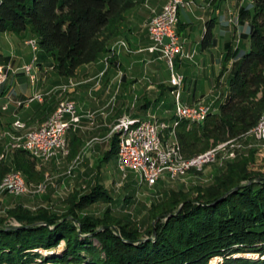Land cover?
<instances>
[{
  "label": "trees",
  "instance_id": "trees-1",
  "mask_svg": "<svg viewBox=\"0 0 264 264\" xmlns=\"http://www.w3.org/2000/svg\"><path fill=\"white\" fill-rule=\"evenodd\" d=\"M146 1L0 0V34L33 36L54 69L73 77L80 66L111 51L109 42L120 34L127 12ZM250 1L240 12L250 26V47L235 55L227 97L204 122L182 120L177 126L187 158L207 149L212 139L243 137L264 115V0ZM217 23L206 22L203 49L215 45ZM230 54L229 48L225 61ZM117 150L114 134L106 159ZM13 156L27 183L44 179L30 152L17 148ZM228 161L196 199L178 191L156 204L145 231L110 209L99 217L83 214L92 204L111 201L101 183L71 194L64 210L15 205L0 217V264H264V174L250 171L252 156ZM10 169L0 163V183ZM10 219L19 226L12 227ZM62 242L63 252H55ZM217 256L223 260L213 263Z\"/></svg>",
  "mask_w": 264,
  "mask_h": 264
},
{
  "label": "crops",
  "instance_id": "crops-1",
  "mask_svg": "<svg viewBox=\"0 0 264 264\" xmlns=\"http://www.w3.org/2000/svg\"><path fill=\"white\" fill-rule=\"evenodd\" d=\"M167 1L147 0L130 9L121 25L120 34L109 42L111 51L92 63L80 66L73 77L60 75L54 69L53 59L49 56L40 54L35 61V53L33 56L32 54L26 56L16 44L19 41L27 44L25 40L13 33H3V37L9 41L12 52L5 55V50L0 44V65L10 68L8 80L0 86V130L16 131L13 124L21 120L26 128L17 133L25 134L31 129L40 127L61 100L73 99L79 121L68 130V143L77 154H81L87 165H83L75 184L72 181L70 183L76 186L81 180L83 181L84 174L94 175L95 171L101 172L107 184H113L115 179L121 178L117 168V155H110L106 159L112 147V128L117 121L124 116L142 120L154 117L164 120L163 118L174 115L168 108L174 107V104L168 101L169 96H174L171 91L170 76L162 71L163 67L168 70L167 64L159 53L149 50L152 40L148 23L153 12L161 10ZM187 1L190 4L179 11V34L186 49L195 50L196 55L193 60L178 59L177 61L179 71L185 76L181 99L183 103L190 105L204 99L216 100L215 107H218L219 102L228 95L229 75L237 59L236 56L233 55L229 61H225L228 50L220 46L223 59H219L221 64L218 65L215 83L208 91L203 86L204 83L199 81L198 74L201 70L206 71L209 65L216 62L211 57V49L214 45L203 49L201 41L206 32V22L211 18H216L218 21L217 14L223 4L214 0ZM222 38V35L215 34V44L224 45ZM122 42H125V45H122ZM229 42L231 45V40L227 43ZM241 46L242 50L249 49L250 41ZM28 63L34 64L35 81L23 70V66ZM36 95L40 98L30 100ZM19 102L23 104L19 105ZM6 103L8 107L3 109ZM10 142L8 136L0 139V151L6 153L8 161L5 163L13 168L14 151L10 147L12 144ZM58 157L53 158L49 164L51 166L45 165V168L56 170ZM111 158L114 159L113 166L110 164ZM97 164L101 165L99 169L97 166L98 170L95 168ZM36 168L39 170L37 164ZM49 174L50 172L46 171V175Z\"/></svg>",
  "mask_w": 264,
  "mask_h": 264
},
{
  "label": "rangeland",
  "instance_id": "rangeland-1",
  "mask_svg": "<svg viewBox=\"0 0 264 264\" xmlns=\"http://www.w3.org/2000/svg\"><path fill=\"white\" fill-rule=\"evenodd\" d=\"M215 1H219L221 5L223 4V7H221L222 9L220 8L219 13L217 14L218 24L215 27V34L216 36L222 35L223 37L222 41L224 45L229 40H231L232 44L230 45L229 42V44L227 43V45L224 46L220 43L218 44L216 43L211 49V57L216 62L209 65L206 71L201 70L200 74H198L199 81L201 83H204L203 86L206 88V91L210 90L212 84L215 83V78L218 72V65L221 64L219 62V59L222 58L221 57L222 49L227 51L230 48L231 49L230 57H231L233 55L239 54V52L242 51L241 45H245L247 44V42L250 41L249 23L248 21H244L240 19V12L242 8L246 6H250L251 1L250 0H244V1L214 0V2ZM159 11H154L152 18L155 16V13ZM150 22L151 20L149 21V23ZM149 23H148V29H149ZM30 38H32V41L36 40L35 38H33V36L30 35L24 39L25 42L29 43ZM123 43L125 44V42H122V44ZM180 43L184 44V42L181 40V37H180ZM239 43L241 44L240 46ZM0 44L2 45V48L5 50L4 51L5 55L11 54L12 50L9 41L3 37V34H0ZM16 44L20 46V48L23 50V53H25L26 56H29L31 54H32L31 56H33V54L35 53L34 58H37L38 55L42 54V52L39 49L34 50L33 45L31 48V46L21 41H19V43L16 42ZM220 46L224 48L221 49ZM33 67L34 64L32 63V68L30 70L29 75L31 79L35 81L36 76L35 73L33 72ZM162 71L165 75L170 76L169 68L168 70H166L165 67H163ZM32 75H34L33 76V78L35 77L34 79L32 78ZM169 81L170 84L172 85L171 91L174 96H169L168 101L171 104L173 103L174 107H168V108L171 109V114L172 112L174 114L176 107V100H175L176 96L174 93L172 77H170ZM67 100H73V99L65 98L61 100L53 112H55L58 109V107ZM215 102L216 100L208 101L207 99H204L201 100L200 102L193 104L192 106L200 105L204 107L208 106L211 108H215ZM173 118L174 117L168 116L167 118H163L164 120L161 121H165L169 123L168 121H170L171 119L173 120ZM153 119L160 120L159 118H155V117ZM119 120L112 128V135L116 134L114 129L118 124ZM14 128L16 129V131H8V132L3 131V133L0 134V139H2L4 136L10 137L12 142L11 145L13 146H10V144L9 146L13 149V151L17 149V147L14 146V143L23 141V139L21 141L20 140L17 141L13 139V135H17L23 138L27 135V133L38 129L39 127L31 129L27 131L25 134H19L17 132L25 129L26 127L22 129H17L16 127ZM210 143L211 144L207 149L198 153L199 155L197 154V156H200L209 152L214 153V158L211 161H208L206 164H204V166L201 169H196V168L190 169L183 176L176 178L163 176L153 186H149L145 183H141L139 177L133 172H130L129 175L135 176V181H133V179L130 178V176H128V178L126 179H123V175L120 172L121 178L118 177L117 180L115 179L113 181V184H107L104 182L101 172H97V171L94 172V175L84 174V176H82L83 181L81 180L76 186H72L73 184H71L70 182L72 181L75 184V181L78 180L77 178L78 173L79 172L81 173L80 170L82 169L83 165H87V164L85 163V161H83L81 154L79 153L77 154L76 152L75 155L73 156L71 155V147L69 146L68 143V151H67L68 153L63 155L62 154L58 155L63 157H58V156L53 157V158L58 157L57 159L59 160L57 161L58 168L56 170L54 169L48 170L47 168H45V165L48 166L53 161L52 160L53 158L49 161L44 162L38 160L37 158L31 157L37 162L36 164L37 167H39L38 168L39 171L44 173V179L40 182L27 183L23 172L14 167L5 173L0 183V217H5L7 215V211L18 204H23L24 206L29 207L33 210L39 207H50L56 210H64L67 205L66 199L71 194L83 193L89 190L90 188H92V186H94L95 184L101 183L105 187V189L111 194L112 196L111 201L107 203L100 202V203L92 204L86 210H84L83 214L99 217L102 216L107 209H110L113 215L121 218H126L128 219V221L139 227L142 231H145L151 224L150 212L156 204L167 199L170 196L171 192H178V191H182L183 193L188 194L190 199H196L199 195L198 192L199 189L206 188L208 185H210L214 181L215 176L218 175L220 172H222V170L225 168L226 164L229 162L228 160L236 161L237 159H240L242 157L252 156V161L249 164L250 171L256 174H264V139H258L254 137L249 131L243 137H238V139L234 138L228 141H220V142L219 141L215 142L212 139ZM118 146H119V135H118ZM0 152H1L0 163L8 161V159H6V153L5 152H4L5 154L2 153L3 151ZM117 154H118V150H117ZM197 156H193V157H197ZM110 164L112 166L114 165L113 158H111ZM97 166L98 169L101 167V165L99 166L97 164L95 167L96 169ZM46 171L50 172L48 176L46 175ZM14 172H18L22 174L23 177L25 178L26 184H28L27 185L28 189L24 193H20V194L10 193V192H6L7 190L1 188L2 182L5 179V177ZM91 172H93V170ZM8 221L10 224H18L13 219H10ZM64 248H65V243L62 242L58 247V249L55 250V252L62 253ZM42 252L44 254L48 253V251L45 250H42ZM244 255H252V254L245 253ZM221 260H223V257L217 256L214 257L211 261L213 263H217Z\"/></svg>",
  "mask_w": 264,
  "mask_h": 264
},
{
  "label": "bare ground",
  "instance_id": "bare-ground-1",
  "mask_svg": "<svg viewBox=\"0 0 264 264\" xmlns=\"http://www.w3.org/2000/svg\"><path fill=\"white\" fill-rule=\"evenodd\" d=\"M166 8H173V1H168L167 4L157 13H155V16L153 18H160L161 14L166 10ZM153 28V21L149 23V30H150V36L156 37V30ZM175 37H176V44L180 43V37L178 34V31L175 30ZM161 40L162 41H170V34L168 33H161ZM32 45L34 50H38V42L36 40L32 41ZM122 45H125L124 43ZM37 60V58H35ZM167 66L170 69V64L166 60ZM33 78V77H32ZM34 79V78H33ZM173 82V88L175 93V100H176V107H175V113L174 118L171 121H168L169 123L161 120H142L140 119V126H146V132L147 134H154L155 129L157 128V141L158 142H169L172 146V149L176 155H178L177 158H173V162L171 161H163L161 160H154L155 156H158V153L160 151V144H150L148 146H141L140 151V164L133 163L129 160V158H126L125 152L128 149V139L131 137V128L130 124H123L125 118L127 116L122 117L118 124L116 125L114 131L116 134L119 135V146H118V156H117V167L119 171L122 173V171L127 174L123 175V179L128 178V175L130 172L135 173L141 183H145L149 186L155 185L163 176L170 175L172 178L181 177L185 173H187L190 169L196 168L201 169L204 164H206L208 161H211L214 158V153L209 152L204 155H200L193 158H186L184 157V153L182 150V146L180 144V141L178 139V136L176 134V128L180 124L182 120H186V114H188V105L183 103L181 97L178 93V88L175 86V77H172ZM73 104H76L73 100H67L62 105L58 107V109L53 112L42 124L41 126L34 130L27 133L25 137H20L17 135H13V139L17 141H23L21 142H27L29 138H32L35 134V131H41L45 130L49 123L52 122L55 118V116L61 114L62 112H66L67 108L70 106H73ZM5 107V106H4ZM3 109H6L4 108ZM190 108L192 109H198V110H204L202 115H200L199 120H188L190 123H202L204 120L208 118L210 113L217 110V107L211 108V107H204V106H192L190 105ZM153 119V118H152ZM123 124V125H122ZM264 125V115L258 122V124L253 127L250 131V133L258 138V139H264V132H259L258 130L261 129V127ZM14 127L17 129L25 128V124L18 121L14 124ZM171 129V132H170ZM13 146V145H12ZM14 146L17 148H22L28 152H30L32 155H34L38 160L40 161H49L53 157L58 156L60 154H66L68 153V140H62V148H55L52 143H45L44 146L41 147V156L40 152H36V148H23L19 142L14 143ZM14 148V147H13ZM64 150V151H62ZM213 153L212 157L211 154ZM1 157V156H0ZM203 160L199 164H189V167H182L180 168V174L174 175L175 166H186L187 163H193L194 161ZM155 168V169H153ZM20 179V185L22 188L28 189L25 181V178L22 174L18 172L11 173L5 177V179L2 182L1 188L7 190L9 181H15ZM7 192V191H6ZM25 191H16L14 193L20 194L24 193Z\"/></svg>",
  "mask_w": 264,
  "mask_h": 264
},
{
  "label": "built area",
  "instance_id": "built-area-1",
  "mask_svg": "<svg viewBox=\"0 0 264 264\" xmlns=\"http://www.w3.org/2000/svg\"><path fill=\"white\" fill-rule=\"evenodd\" d=\"M173 1V8H166V10L161 14L160 18H152L153 28L156 30V37H151L152 45L149 47L151 52H157L160 54L161 58L167 60L170 64V77H175V86L178 88L179 96L181 97V90L184 84L185 76L182 72L177 69L178 59L193 60L196 51H188L184 44H176L175 30H178L179 25V11L182 7L189 5L187 0H170ZM161 33L170 34V41H162ZM28 45L32 48V38L29 39ZM32 68V63H28L23 66V70L29 75ZM10 68L0 65V86L3 85L9 76ZM40 98L39 95L30 98ZM29 100V101H30ZM23 102H19L22 105ZM188 105V114H186V120H199L200 115H202L204 110L192 109L190 104ZM8 103L5 104L7 109ZM155 120V119H153ZM79 121V116L77 114L76 104L67 108L66 112L55 116L54 120L49 123L45 130L35 131L32 138H29L27 142H19L23 148H36V152H40L41 147L45 143H52L55 148H62V140H68L67 133L72 125ZM123 124H130L131 137L128 139V149L125 152L126 158H129L133 163L140 164V151L141 146H148L150 144H160V151L158 156L154 157V160L171 161L173 158H177L169 142H158L157 141V128L154 134H147L146 126H140V118H132L127 116ZM122 124V125H123ZM171 132V129H170ZM259 132H264V125ZM3 131L0 130V134ZM12 146V145H11ZM64 151V150H62ZM1 155V152H0ZM213 153L210 157H212ZM203 160L194 161L193 163H187L186 166H175L174 175L180 174V168L189 167V164H199ZM155 169V168H153ZM122 175H127L122 171ZM135 181V176L128 175ZM165 177H170V175H165ZM16 191H27L26 188H22L20 185V179L15 181H9L7 192L14 193Z\"/></svg>",
  "mask_w": 264,
  "mask_h": 264
},
{
  "label": "water",
  "instance_id": "water-1",
  "mask_svg": "<svg viewBox=\"0 0 264 264\" xmlns=\"http://www.w3.org/2000/svg\"><path fill=\"white\" fill-rule=\"evenodd\" d=\"M237 188H239V187H237ZM221 200V199H220ZM19 226V224H12V227H18ZM104 228H108V226H105ZM156 235V230L154 229V236ZM147 239H152L151 237L150 238H147ZM53 253V252H52Z\"/></svg>",
  "mask_w": 264,
  "mask_h": 264
}]
</instances>
